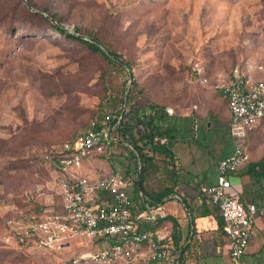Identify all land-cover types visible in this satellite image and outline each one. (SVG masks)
I'll return each instance as SVG.
<instances>
[{
	"label": "rangeland",
	"instance_id": "1",
	"mask_svg": "<svg viewBox=\"0 0 264 264\" xmlns=\"http://www.w3.org/2000/svg\"><path fill=\"white\" fill-rule=\"evenodd\" d=\"M13 1L0 0V10ZM51 1L65 19L58 25L69 33L79 27L87 40L100 27L109 48L131 61L136 99L173 110L168 123L182 180L215 182L217 163L234 142L224 98L196 71L212 83L236 63L264 65V0ZM33 20H0V264H71L72 252L3 241L4 220L53 197L45 152L80 132L93 112L119 107L125 77L97 52ZM247 144L250 159L264 154V119ZM125 153L118 146L96 167L124 170Z\"/></svg>",
	"mask_w": 264,
	"mask_h": 264
},
{
	"label": "built area",
	"instance_id": "2",
	"mask_svg": "<svg viewBox=\"0 0 264 264\" xmlns=\"http://www.w3.org/2000/svg\"><path fill=\"white\" fill-rule=\"evenodd\" d=\"M196 73L201 84L219 91L226 101L234 147L219 159L215 183L199 190L203 202L218 209L234 263L248 247L258 209L232 191L230 175L250 159L247 137L264 118V65L236 63L212 83ZM119 122L120 116L112 112L91 117L80 132L45 152L53 173V197L38 210L8 216L3 241L26 250L72 252L71 264L179 263L180 251L166 222L167 199L140 207L133 199L132 176L96 167V160L111 159L120 146ZM154 141L165 143L167 137L155 136ZM137 196L143 199L141 191ZM169 197L181 199L178 193Z\"/></svg>",
	"mask_w": 264,
	"mask_h": 264
},
{
	"label": "trees",
	"instance_id": "3",
	"mask_svg": "<svg viewBox=\"0 0 264 264\" xmlns=\"http://www.w3.org/2000/svg\"><path fill=\"white\" fill-rule=\"evenodd\" d=\"M52 7V1L50 5L48 0H25L24 3H21V0H14L11 5L2 11L0 10V20H8L9 15L13 14L22 21L33 24V18L38 17L63 33L67 40L79 41L90 51L97 52L105 59L108 66L119 71L125 77L123 82L126 85L122 89L123 94L120 98L119 107L98 114L93 112L91 117L101 116L104 112H112L120 116L118 126L120 146L126 151L123 157L126 160L125 169L120 171L134 178L133 199L140 207L143 202L155 204L166 199L169 200V195L180 194L179 191L183 186L180 176L181 169L176 165V153L172 148L175 127L168 123L170 117L165 106L153 103L147 97H144L141 102L136 99L132 63L129 59H124L122 55L109 48L106 43L107 39L102 35L100 27L89 33L88 40L83 39L79 27L75 28L77 33H69L57 24L65 19L59 10ZM33 29L39 32L45 30L43 26H35ZM128 78H130L131 86L129 83L126 84ZM155 136L167 137V142H155ZM108 158L110 159V157ZM236 172L247 174L252 178V203L258 209V202L264 201V154L258 159H249ZM138 191L142 192V200L137 196ZM199 194L203 200L200 190ZM182 200L185 202L183 196ZM39 208L40 205H37L34 209L38 210ZM181 254L182 251H180L179 257Z\"/></svg>",
	"mask_w": 264,
	"mask_h": 264
},
{
	"label": "crops",
	"instance_id": "4",
	"mask_svg": "<svg viewBox=\"0 0 264 264\" xmlns=\"http://www.w3.org/2000/svg\"><path fill=\"white\" fill-rule=\"evenodd\" d=\"M233 176L235 188L232 191H236L243 202H253L252 178L238 172ZM182 181L179 193L185 202L181 196L180 200L169 199L165 203L168 210L166 222L171 225L174 245L182 251L178 264H264V201L258 202L252 236L245 253L232 263L229 241L222 231L223 220L217 207L204 203L199 194L198 187L215 182L204 183L196 176L188 180L189 183Z\"/></svg>",
	"mask_w": 264,
	"mask_h": 264
}]
</instances>
